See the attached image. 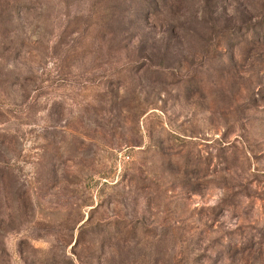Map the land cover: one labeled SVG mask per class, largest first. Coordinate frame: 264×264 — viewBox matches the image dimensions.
Listing matches in <instances>:
<instances>
[{"label": "rangeland", "instance_id": "1", "mask_svg": "<svg viewBox=\"0 0 264 264\" xmlns=\"http://www.w3.org/2000/svg\"><path fill=\"white\" fill-rule=\"evenodd\" d=\"M0 264H264V0H0Z\"/></svg>", "mask_w": 264, "mask_h": 264}]
</instances>
